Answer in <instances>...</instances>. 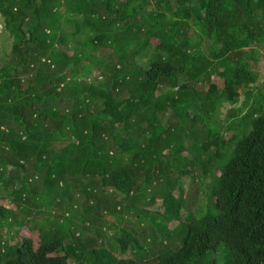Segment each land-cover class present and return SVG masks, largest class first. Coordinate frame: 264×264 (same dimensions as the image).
<instances>
[{
  "label": "trees",
  "instance_id": "trees-1",
  "mask_svg": "<svg viewBox=\"0 0 264 264\" xmlns=\"http://www.w3.org/2000/svg\"><path fill=\"white\" fill-rule=\"evenodd\" d=\"M0 14V264H264V0H0ZM188 191L208 213L172 229ZM66 195L85 220L60 238L46 204ZM131 211L150 249L113 228Z\"/></svg>",
  "mask_w": 264,
  "mask_h": 264
},
{
  "label": "rangeland",
  "instance_id": "rangeland-1",
  "mask_svg": "<svg viewBox=\"0 0 264 264\" xmlns=\"http://www.w3.org/2000/svg\"><path fill=\"white\" fill-rule=\"evenodd\" d=\"M9 34L7 32L4 31V23H3V18L0 14V64L4 61L5 59V52H8V50H10L11 47V39L9 38ZM72 45H74V42H70ZM106 51H102V54H106ZM258 71L260 72V74L262 75V79L260 81V84L262 85L264 83V62L258 67ZM216 84H218L220 87L222 86L223 82L222 79L220 78H215L214 81ZM182 84V83H181ZM209 84H204V87L206 89H210ZM224 87V86H223ZM229 105H226V108L222 109L221 112L223 113V117L225 118L227 113H228V109H229ZM220 114V111L218 113V115ZM228 121L225 120V126L228 128ZM235 130H231L228 133V137L232 138L235 135ZM239 139L244 138V135L241 134L238 136ZM186 184L190 185V181H186ZM109 191L111 192H115L114 189L110 188ZM190 191H188L187 193V209L186 212L188 214H184L183 218L181 221H174L173 223H171V228L172 229H176L178 228L182 222H187L189 219V216L192 217V221L193 220H200L205 214L208 213V195L207 194H203L202 195V200L199 202L197 201V198L195 197V195L193 193H189ZM52 197L56 198L57 196H53ZM67 198V203L63 206V207H58V208H54L53 204L50 202L46 205L48 208V211L50 214H52V220H51V224L49 227L50 233L54 234V233H58L60 238H66V236L68 237L69 235H71L72 233H76V228L78 225H82L84 220H85V207L84 205H80L77 204L75 201H71L69 196L66 195ZM51 201V200H50ZM0 203H4L3 198H0ZM44 203L42 202V205ZM162 204V200L161 197L160 199L156 202V204H153V206H149L147 207L149 210H156L159 209V211L164 212L163 207L161 206ZM199 206H201L202 208V212H198L199 210ZM46 208V207H45ZM210 212V211H209ZM137 217L136 213L131 211L130 213H126L124 214L122 217L117 218L116 220V224H114L113 228H116L117 230L122 229V228H127L130 231H134L138 236L142 235L140 237L141 243L142 245H144L145 247H149L148 249H150V245L146 244L145 239L148 241H151V238L149 236V234L151 233V231H148L147 235L143 234L142 228L133 226L130 222V218L132 219V221L134 222V224H138L137 222H135V218ZM140 223H144L147 224L149 223V221L147 220V218H142L139 221ZM24 231V236L25 237H33L35 240V244L36 247L39 248L40 246V236L38 234V232L35 231H31L29 228L25 227L23 229ZM180 231V229L178 230V232ZM114 234H111V233ZM116 230H110L109 231V235L105 236V241H103L101 244L97 245H93L94 247H96L97 249L100 248H108L109 245L113 242V240L115 239V237H120L121 233L118 234L116 233ZM93 232L91 234V237H93ZM116 237V238H117ZM108 241V242H107ZM176 241V246L174 247V249L172 248V250L176 251L177 246L179 244V240H174ZM182 245H179L178 248H180ZM120 257H124V258H135L136 254L133 253V251L130 250V252L123 254L120 251L116 252ZM60 255L59 252H54L52 253V255ZM66 254V253H65ZM61 255H64L61 254ZM226 261L223 260H219L218 264H224ZM76 264V263H75Z\"/></svg>",
  "mask_w": 264,
  "mask_h": 264
}]
</instances>
